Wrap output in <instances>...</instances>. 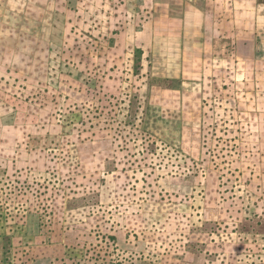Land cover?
Masks as SVG:
<instances>
[{"label":"rangeland","instance_id":"obj_1","mask_svg":"<svg viewBox=\"0 0 264 264\" xmlns=\"http://www.w3.org/2000/svg\"><path fill=\"white\" fill-rule=\"evenodd\" d=\"M0 264H264V0H0Z\"/></svg>","mask_w":264,"mask_h":264},{"label":"crops","instance_id":"obj_2","mask_svg":"<svg viewBox=\"0 0 264 264\" xmlns=\"http://www.w3.org/2000/svg\"><path fill=\"white\" fill-rule=\"evenodd\" d=\"M253 2V1H252Z\"/></svg>","mask_w":264,"mask_h":264},{"label":"trees","instance_id":"obj_3","mask_svg":"<svg viewBox=\"0 0 264 264\" xmlns=\"http://www.w3.org/2000/svg\"><path fill=\"white\" fill-rule=\"evenodd\" d=\"M116 239V238H115Z\"/></svg>","mask_w":264,"mask_h":264}]
</instances>
